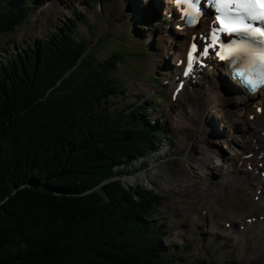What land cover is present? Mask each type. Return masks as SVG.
Wrapping results in <instances>:
<instances>
[{"label": "trees", "instance_id": "obj_1", "mask_svg": "<svg viewBox=\"0 0 264 264\" xmlns=\"http://www.w3.org/2000/svg\"><path fill=\"white\" fill-rule=\"evenodd\" d=\"M32 10L31 0H7L0 38ZM77 27L70 18L0 61V264H178L153 219L159 196L126 186L116 169L166 132L146 123L143 106L108 107L123 92L113 78L123 52L85 54Z\"/></svg>", "mask_w": 264, "mask_h": 264}, {"label": "rangeland", "instance_id": "obj_2", "mask_svg": "<svg viewBox=\"0 0 264 264\" xmlns=\"http://www.w3.org/2000/svg\"><path fill=\"white\" fill-rule=\"evenodd\" d=\"M106 1L42 0L39 2L41 5L35 8L32 17L30 15L31 18L25 26L11 35L10 39L14 40L13 42L9 41L7 35L0 38L2 46H5L6 43L17 47L22 44L21 48H26L28 46L25 43L26 40L31 41L43 37L57 29L61 21L67 22L68 17L73 13V8H76L77 12H87L91 21L95 23L91 30V40H96L98 36L114 38L107 45L108 48L101 49L100 55L108 54L112 44L122 48L131 43L139 46L140 56L128 63H121L115 73V78L126 87V93L112 98L113 101H116L114 107L122 109L130 104H139L141 101L151 99L154 92L157 91L161 94L166 93L164 103L155 104L157 108L155 115L161 116L166 123L168 122L175 139L171 140L169 144L167 142L163 144L161 149L164 148L162 150H165V154L152 153L147 157L135 160L128 166L122 164L119 170L123 172V183L126 186L142 185L147 189H153L161 197V204L157 207L158 214L155 218L165 224L167 230L165 243L173 252L178 250L177 253L183 254V250H180L182 246H178V244L184 246L183 257L185 262L179 261L180 264L204 260L206 257L211 262L216 260L224 264H264V187H260L261 184L264 185V179L259 173L264 171L257 172L251 178H245V175L237 174V170H234L232 175L237 174L243 178L226 181L221 179L224 174L226 175V164H223L224 161H220L216 167L206 165L199 171L198 177H201V186L197 184L195 187L186 185L179 189L176 186H170L165 191L158 189L164 178L162 173H157L158 179L155 176L152 177L153 184L149 185L142 182L132 183L128 181V178H125L126 175L133 176L142 171L154 170L155 166H159L156 162L162 163L163 167L168 166L174 176L186 177L188 166L184 163L182 156L189 147L195 148L197 154L204 155L205 153V156L210 155L211 145H217L221 147L223 153H228L229 148L226 147L221 138L223 135L230 136V134L225 133V126L218 118L213 119V122L216 121L215 127L211 128V125H208L210 131L206 138L198 133L200 117L198 113L193 112V108L197 104L198 94L201 92V84L199 83L186 87L189 95L185 101L192 107L183 111L182 118L178 116L182 106L177 102H175L176 105L175 103L169 105L172 90L170 83L175 73L173 68L176 62V54L183 48V36L181 39L179 34L177 35L176 31L172 29L173 22L165 16L164 19H167V23H164L163 19L157 24L155 27L157 29L156 34L153 35L151 32L153 25L148 27L140 25L137 21L138 18H145L144 11L147 8L144 5L135 11H131L129 8V4L131 6L136 5L139 0ZM160 1L165 5V0ZM150 5L149 9L153 8L154 4ZM6 6L7 0H0V10L6 9ZM134 21L138 27H146L142 37L134 35L130 38L128 28ZM79 30L82 35L86 34L90 37L87 25L81 20ZM6 49L8 50V47ZM12 52L15 53L17 50L12 48L9 51L10 55ZM160 72L163 76L162 81H156L150 77L151 74H160ZM220 83L223 82L220 81ZM155 85L156 88H154ZM228 90L231 92L229 88ZM208 98V102L212 101L210 95ZM257 98L253 97L245 106L244 111L245 121L248 124H254L253 126L259 123L257 106L261 104V100ZM175 116L180 121L182 120V123L176 121ZM208 121L207 116L205 122ZM241 124L244 123L237 122L236 127L242 128ZM233 135L231 136L233 138L231 144H237L240 148V152H238L233 163L235 164L236 161L240 160L241 153L246 156L253 151L251 149L254 144H250V140L246 137L237 136L238 134L235 133ZM168 145L170 146L169 152L167 150ZM244 164L246 165V163ZM204 175H206V179H204ZM214 185L216 186L213 187ZM208 201L212 203L209 207L206 204ZM226 229L230 231H226Z\"/></svg>", "mask_w": 264, "mask_h": 264}, {"label": "bare ground", "instance_id": "obj_3", "mask_svg": "<svg viewBox=\"0 0 264 264\" xmlns=\"http://www.w3.org/2000/svg\"><path fill=\"white\" fill-rule=\"evenodd\" d=\"M143 1H145V3H146V0H143ZM165 2L168 3V4H166L167 9H170L169 0H165ZM207 21H211V20H208L206 18L204 19V21L202 22V25L200 26L201 31H203L204 28L206 27ZM211 23H212V21H211ZM185 39L186 38H184L182 41H184ZM183 45H184V43H183ZM182 56H183V50H179L177 52V56H176L177 59L181 58ZM175 71L176 72L174 73V78H173L174 81H172V85H174V86H173V89L171 91V102H169L170 103L169 105H173L175 102L179 103L182 107H180L181 111L179 110L180 112H179L178 116L180 118H182L181 116H182V113H184L183 111H185L189 108L191 109L192 106H190L191 104L188 105L187 101H185L186 96L189 94L185 88H183L179 92V94L174 97L173 92H174L175 86L178 85V82L181 80H185V83H187V82L191 83L195 79L197 80V83H201V81H202L203 86H204V91H202V92H200V94H198L197 105L193 108V112L196 113L197 111H200L201 115L205 114L206 112H210V114H212L209 116V122H210L211 128L213 126L215 127L216 121L213 122L214 118H218L221 121V123L226 128L225 133L230 134V136L223 135V137L221 138V140L224 142L226 147L229 148V152L223 153V150L221 149V147H219L217 145H211L210 155L207 154V156H205V153H204V155L201 153L197 154L196 150H194L195 148L192 149L189 147L186 150L187 152L184 154V156H182L184 163L186 164V166H188V170L186 169V171H187L186 177H184V176L179 177L178 175L174 176L173 173L169 170L168 166L163 167L164 165L162 163L156 162V164H159V166H155L156 165L155 164L154 170L139 172L138 174H135V175L129 177L128 181L132 182V183L142 182L146 185L147 184L149 185V184H153L152 177L155 176V178L158 179L157 173H162L164 175V178L162 179L160 187L158 188L160 191H165V189L170 187V186H176L178 189L183 187V186H186V185L191 186V187H195V185L197 184V185L201 186V184H202V182H200L201 177L200 178L198 177L199 171L202 170L206 165H208L210 167H214V166L216 167V166H218V164H220V161H222V162L224 161L223 164H226V167H225L226 175L224 177L225 178L227 177L226 178L227 180H229L231 178H233V179L234 178H243V177L238 176L237 174H242L243 176L245 175V178H251V177L255 176L256 169H259L258 165L264 164V91H260V93H258V97L262 100V111H263L261 116H259V123L256 126H253L254 124L253 125L251 124L250 125L251 127H250L246 123V121L244 120L245 106L249 102L248 96H250V95L245 96L246 94L242 93V90L240 89L241 87H239L238 83H236L234 81L230 82L226 78V71L225 70H223L222 68L220 69L214 65L213 75H210L207 71H203V72L197 73V75H199V77H196L195 79L183 78L181 76V74L177 73V71H180V73H182L181 72L182 67L177 68L176 64H175ZM216 74H220V75L224 76L226 82L222 81V80L221 81L223 83L215 82L216 80H215L214 75H216ZM175 81H177V82H175ZM222 85L227 86L231 90V92L228 89H227V91H224L222 89ZM200 87H201V85H200ZM209 95L211 96L212 101L208 102ZM250 97H252V96H250ZM175 105H176V103H175ZM191 114H192V112H191ZM175 118H176V121H179V123H182V120L180 121V119L177 116H175ZM237 122L244 123V124L240 125V126H242V128L236 127ZM177 126H178V124H177ZM208 131H210L209 128H208ZM233 133L238 134L237 136H240V137H246L248 140H250L249 141V142H251L250 144H254L253 148L250 146L252 148L251 150H253L252 151L253 153H249L246 156H243V154L241 153L240 154L241 155L240 160L236 161L235 164H233V163L236 160V156L238 155V152H240V148H238L237 144H231V141L233 140V138H231V136L233 135ZM201 135L204 136L203 130H201ZM163 151L165 153V150H163ZM247 158H248V160H247L248 162L245 165L244 163H246ZM248 165H251L254 168L249 170V169H247ZM234 170H237L236 175H232L234 173ZM213 200H215V198ZM210 203L211 202H209V201L206 202V204H208V207L210 206ZM202 207H204V206H202ZM227 231H229V230H227Z\"/></svg>", "mask_w": 264, "mask_h": 264}, {"label": "clouds", "instance_id": "obj_4", "mask_svg": "<svg viewBox=\"0 0 264 264\" xmlns=\"http://www.w3.org/2000/svg\"><path fill=\"white\" fill-rule=\"evenodd\" d=\"M227 7L228 5L223 2L217 4V9L221 12H224ZM225 14L247 25L235 32H243L251 38H236L224 43L221 51L222 60L229 62V67L232 61L236 62V76L240 78V82L246 87L248 93L255 95L258 91H264V34L256 30L259 27L246 22L241 15L235 16L229 12ZM254 39H259L260 42L255 43Z\"/></svg>", "mask_w": 264, "mask_h": 264}, {"label": "snow or ice", "instance_id": "obj_5", "mask_svg": "<svg viewBox=\"0 0 264 264\" xmlns=\"http://www.w3.org/2000/svg\"><path fill=\"white\" fill-rule=\"evenodd\" d=\"M225 3L227 5H235L238 6L235 11L232 9H228L229 13L239 16L241 13H246L251 16L252 19H264V10H261L259 13L256 12L255 10V5L257 3V0H216V4L219 3ZM174 3L178 6L182 4H187L189 5L191 10L185 9V14L189 16H193L194 14H199L200 9L198 7L199 0H174ZM249 10L251 12L249 13ZM220 9H217V15H216V20L219 22L221 27L224 29L225 32L232 33L237 31L241 27H246L247 25L241 24L238 20L236 19H226L222 17L220 13ZM257 31H260L262 34H264V29L262 28H256ZM198 48V45L192 44L190 46V49L187 54V63L189 68L192 67L193 64V50H196ZM205 53H207L209 50L207 48L203 49ZM219 55V53H217ZM187 74V72L185 73Z\"/></svg>", "mask_w": 264, "mask_h": 264}]
</instances>
